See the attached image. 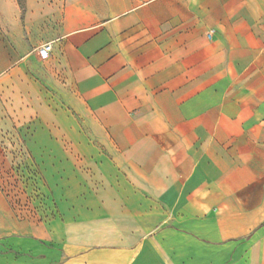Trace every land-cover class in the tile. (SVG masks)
Listing matches in <instances>:
<instances>
[{
    "label": "crops",
    "instance_id": "1",
    "mask_svg": "<svg viewBox=\"0 0 264 264\" xmlns=\"http://www.w3.org/2000/svg\"><path fill=\"white\" fill-rule=\"evenodd\" d=\"M0 264H264V0H0Z\"/></svg>",
    "mask_w": 264,
    "mask_h": 264
},
{
    "label": "built area",
    "instance_id": "2",
    "mask_svg": "<svg viewBox=\"0 0 264 264\" xmlns=\"http://www.w3.org/2000/svg\"><path fill=\"white\" fill-rule=\"evenodd\" d=\"M213 31L209 32L208 37L212 38ZM53 52V43L43 45L38 51V57L42 61H47L51 58Z\"/></svg>",
    "mask_w": 264,
    "mask_h": 264
},
{
    "label": "rangeland",
    "instance_id": "3",
    "mask_svg": "<svg viewBox=\"0 0 264 264\" xmlns=\"http://www.w3.org/2000/svg\"><path fill=\"white\" fill-rule=\"evenodd\" d=\"M4 184H7L5 187L6 188H10V189H18L19 188V182L18 181H8V182H4ZM15 201H21L23 200V198L21 197H14Z\"/></svg>",
    "mask_w": 264,
    "mask_h": 264
}]
</instances>
